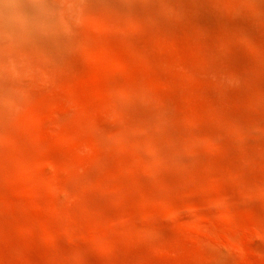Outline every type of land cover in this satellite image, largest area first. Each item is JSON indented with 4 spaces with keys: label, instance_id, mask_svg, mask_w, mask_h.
Returning <instances> with one entry per match:
<instances>
[{
    "label": "rangeland",
    "instance_id": "obj_1",
    "mask_svg": "<svg viewBox=\"0 0 264 264\" xmlns=\"http://www.w3.org/2000/svg\"><path fill=\"white\" fill-rule=\"evenodd\" d=\"M72 30L0 130V264H264V0H89Z\"/></svg>",
    "mask_w": 264,
    "mask_h": 264
},
{
    "label": "bare ground",
    "instance_id": "obj_2",
    "mask_svg": "<svg viewBox=\"0 0 264 264\" xmlns=\"http://www.w3.org/2000/svg\"><path fill=\"white\" fill-rule=\"evenodd\" d=\"M88 2L0 0V130L11 119V106L16 103L18 93L26 92L33 84L37 75L35 60L49 64L51 58L74 43L72 29L76 17ZM27 178L33 182L31 174ZM224 249H239L238 238L230 236Z\"/></svg>",
    "mask_w": 264,
    "mask_h": 264
}]
</instances>
